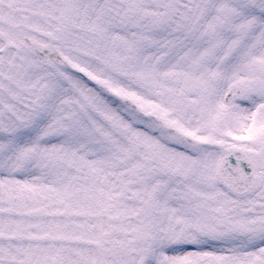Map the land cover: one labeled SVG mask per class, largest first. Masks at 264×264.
Returning <instances> with one entry per match:
<instances>
[{
    "label": "snow or ice",
    "instance_id": "6c2138e0",
    "mask_svg": "<svg viewBox=\"0 0 264 264\" xmlns=\"http://www.w3.org/2000/svg\"><path fill=\"white\" fill-rule=\"evenodd\" d=\"M0 264H264V0H0Z\"/></svg>",
    "mask_w": 264,
    "mask_h": 264
}]
</instances>
